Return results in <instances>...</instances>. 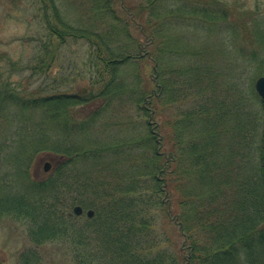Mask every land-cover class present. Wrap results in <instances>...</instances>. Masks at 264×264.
<instances>
[{
	"label": "trees",
	"instance_id": "16d2710c",
	"mask_svg": "<svg viewBox=\"0 0 264 264\" xmlns=\"http://www.w3.org/2000/svg\"><path fill=\"white\" fill-rule=\"evenodd\" d=\"M116 1L32 0L39 29L28 42L39 55L25 66L0 53V130L18 110L34 113L16 124L26 136L0 142V158L24 142L23 178L6 171L1 182L10 187L15 174L25 185L0 194V221L22 223L37 246L63 244L77 264H264V104L255 88L263 14L221 0ZM176 18L226 29L223 45L245 74L226 77L212 59L178 52ZM74 43L88 46L89 90L44 95L61 48ZM146 62L155 77L143 82ZM25 71L27 87L44 77L35 95L12 80ZM44 153L63 162L50 160L36 178L30 168ZM75 206L93 215L80 220ZM162 220L179 229L181 249L164 243Z\"/></svg>",
	"mask_w": 264,
	"mask_h": 264
},
{
	"label": "rangeland",
	"instance_id": "374dc122",
	"mask_svg": "<svg viewBox=\"0 0 264 264\" xmlns=\"http://www.w3.org/2000/svg\"><path fill=\"white\" fill-rule=\"evenodd\" d=\"M114 1L117 4V1ZM124 1L127 4H133L138 0H121L122 3ZM187 1L189 2L190 0H184L183 2L188 3ZM17 2H19V0H0V53H6L15 61L20 62L21 65L26 66L29 64V61H32L34 57L39 55L37 46L35 47L33 43L28 42L30 41V36L34 35L39 29V26L34 24L35 22H39V20L33 18L36 8L34 10L32 0H20L19 4ZM221 2L231 7L234 6L238 9V13L259 11L264 16V0H221ZM25 6L29 7L30 10H25ZM75 6L67 5V8L74 12L77 7ZM174 20L175 26H171L169 31L176 36V39L171 45L177 48L178 52L185 53L196 51V54L200 55V59H212V62H215L216 65L223 69L226 77L234 76L238 78L239 75L245 74V63L242 58L239 56L236 63L231 61L230 57L233 55L231 51L223 45L224 37L228 32L226 29L212 26L208 30H204L194 19L178 20L176 18ZM141 40L144 44V39H142V37ZM87 48L88 46L85 44L79 45L76 43L61 48V53L56 57L52 74L48 76V83L54 87V91H47V93H43L44 95H58L62 93L81 95L85 90H89V74L87 72L89 67V54ZM151 49L153 48L146 47L144 51L147 52ZM197 60L199 59L197 58ZM226 63L231 64V72L226 70ZM143 67L144 68H141L140 72L142 81L144 82L146 79H150V81L153 80L155 77L153 63L146 62L143 64ZM77 69L80 71L79 73L76 72ZM129 69L134 71L136 70V66H129ZM29 75V71L16 73L12 80L14 84L24 83V89H27V94L35 95L40 86H45L41 83L44 77H42V75L33 78L32 84L27 87L26 78ZM57 87L58 89L56 90ZM148 88H153L157 91V88L155 89V86L153 87V85L149 83ZM146 107L149 111H152L156 107V100L152 99L148 101ZM148 113L150 115L151 112ZM142 114L144 113L142 112ZM11 119L12 120L6 121V125L0 130V142L9 137L18 136L23 138L26 136L25 132L17 131L16 124L25 125L27 121H33L34 113L29 112L26 114L25 111L18 110ZM158 121V119L154 118L152 122L156 124ZM168 134L169 130L165 129L164 135L167 136ZM23 143V141H18L13 145L15 148L10 149L0 158V194L7 193L10 190L15 191L19 188L23 190L25 187L24 182L20 181L15 176L16 174L19 178H23L20 167L22 156L21 150L18 147ZM162 150L165 153L169 151L167 139L165 140ZM48 154H41L38 160L33 161V165L30 169L36 178L44 177L46 174L44 171L45 164L50 162V160L59 163L63 162L61 157H56L55 159L54 156ZM86 163H89L90 167L93 166L92 161H87ZM85 165L86 164H84V166ZM6 171L15 173L13 176L14 182L12 181L10 187L4 186L1 182V178L6 174ZM70 193L71 195L73 194V189L68 191V194ZM71 212H73V209ZM89 214L93 213L89 210H85V213L79 219L84 220L87 215L90 216ZM160 231L165 232L170 237L169 242H164L168 243L169 247L174 250L183 247L184 239L180 236L177 227L174 225H165V222L162 220L160 221ZM188 255V250H185L182 254V256ZM24 257L31 258V264H77L73 254H70L69 251L67 252L63 244L54 242L37 246L27 236L25 227L22 223L10 219L1 220L0 264H25Z\"/></svg>",
	"mask_w": 264,
	"mask_h": 264
},
{
	"label": "water",
	"instance_id": "95a60500",
	"mask_svg": "<svg viewBox=\"0 0 264 264\" xmlns=\"http://www.w3.org/2000/svg\"><path fill=\"white\" fill-rule=\"evenodd\" d=\"M255 88H256L257 93L259 94V96L261 97V99L264 103V76L257 79V81L255 83ZM82 212H83V209L81 207H76L74 209V213L76 215H81ZM89 215L91 216L92 214H89Z\"/></svg>",
	"mask_w": 264,
	"mask_h": 264
}]
</instances>
